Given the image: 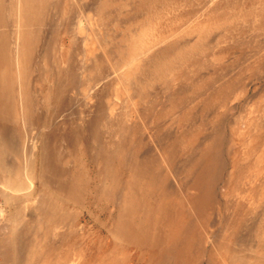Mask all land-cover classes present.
I'll return each mask as SVG.
<instances>
[{"label":"rangeland","instance_id":"1","mask_svg":"<svg viewBox=\"0 0 264 264\" xmlns=\"http://www.w3.org/2000/svg\"><path fill=\"white\" fill-rule=\"evenodd\" d=\"M10 1L0 4V33L5 34V31L9 41L15 26L12 24L15 16L9 17ZM35 10L40 12V36L37 39L42 42L40 50L43 52L36 58L38 51L33 50L23 60V87L29 96L27 104L29 111H33V118L26 125L22 118L13 117V111L8 107L0 110L3 124L0 126V160L7 159L9 163L20 165V171L11 174L9 170L4 172L5 168L0 164V187L11 177L15 180L17 176L20 181L25 175L30 176L39 190L49 192L46 197L57 198L60 205L81 216L76 224L78 227L86 225V236L80 240L84 241L81 251L86 258L99 261L113 249L107 244V232L97 218L108 219L107 210H112L114 205L98 198V172L103 163L94 159V153H89L87 146L94 148V143L87 141L90 138L94 141L97 136L100 142L97 143L101 144L108 135L105 129L98 132L88 124V110L76 103L82 97L80 83L72 81L79 72L83 52L82 42L75 41L78 17L85 26L95 19L104 31L102 44L110 65L89 69L93 85L103 80V77L99 78V72L112 68L120 72L130 64L132 73L145 72L143 77L155 78L154 90L163 92L159 96L154 93L156 97L153 98L150 96L151 102L143 108L145 111H140V117H134L140 127L135 132V151L140 154L139 158L149 161V165L155 164L160 154L167 160L174 159L176 146L173 140L182 134L178 132L184 122L174 108L181 109L183 115L192 114L194 125L191 130H184L183 143L191 152V164L196 172L212 167L214 194L207 222L196 204L186 202L183 209L189 211L195 227L197 225L203 231L211 228L214 236L220 238L229 221L236 217V205L248 209L242 199H237V193L252 188V183L245 182L247 177L252 170L260 172L264 166V123L258 125L264 117L256 115L261 116L264 111V0H44ZM33 55L36 59L30 60ZM10 70L14 72L13 67H9ZM168 70L176 73V82L164 92L161 88L170 77ZM106 91L109 96L115 95V79L105 85L102 98L94 108L93 121L104 120L105 114L98 113L106 107L103 99ZM33 93L40 99L36 106L31 103ZM6 104L14 107L11 100ZM250 111L255 112L252 118L248 117ZM78 115L80 119L76 117ZM74 125L80 127L78 133L72 130ZM195 126L200 129L194 131ZM33 135L39 137L35 145L30 143ZM29 143L38 154L32 159ZM25 163L29 164L24 168ZM123 166L120 165V170L126 176L129 170ZM187 166L182 160L173 165L175 171L170 170L175 178L179 174L189 181L193 175L184 171ZM42 167L47 169L51 182L63 184L66 189L72 187L69 193L77 187L74 196L58 188H55L56 194H50V189L40 181ZM64 172L66 176L62 175ZM179 191L181 194L187 192L185 187ZM251 192L258 194L259 187H254ZM0 205L6 208L0 209V215L15 210L13 204L7 205L3 194H0ZM263 224L264 200L238 230L246 244H237L232 256L240 254L241 247H251L257 251L256 255L261 254L264 258V248L260 249L256 242ZM208 247V250L212 249V243L209 242ZM118 249L124 258L132 254L137 256L139 252L135 246H127L125 241ZM209 257L213 256L207 253L205 264ZM237 259H231V263L211 264H242L235 261ZM262 261L252 259L246 264H264V259Z\"/></svg>","mask_w":264,"mask_h":264},{"label":"bare ground","instance_id":"2","mask_svg":"<svg viewBox=\"0 0 264 264\" xmlns=\"http://www.w3.org/2000/svg\"><path fill=\"white\" fill-rule=\"evenodd\" d=\"M3 1L5 0H0L1 5H3ZM43 2L44 0H11L9 8L12 11L8 7L7 11H10V18L12 15L15 16L14 22H12L13 26L15 25L12 28V39L10 41L6 39L5 31V34L0 33V101L3 102L0 104V110L8 107L10 111H13L11 112L14 114L13 117L22 118V122L26 125L30 124L33 111L28 109L27 99L29 96H27L26 88L23 87L25 79L23 74L25 61L23 60L27 54H32L33 50L38 51L36 58L43 52V49L40 50L42 42L37 39L40 36V24H38L40 12L35 10L36 5ZM78 18V24L75 27V37L77 38L75 41L77 42L79 39L82 42L83 52L79 72L73 76L72 81L80 83V87H78L82 97L76 103L80 108L83 105L85 111L88 110L86 111V121L90 126L92 125V129L98 132L105 129L108 135L106 141L101 144H98L100 142L97 136L94 137V141L90 138L91 141H87L91 144L93 142L94 148L92 145L87 144V146L88 152L94 153V159L98 163H103V167L99 169L101 171L98 172V198L106 199L114 205L112 210H107V220L103 221L100 220V217L97 218L100 226L104 227L107 232L109 239L107 244L111 245L113 249L102 260L94 262L91 257L90 259L86 258L81 251L84 241H80L82 237L86 236V225L82 224L78 227L76 224L81 216L60 205L57 198L46 197L49 192L43 189L39 190L30 176L25 175V179L20 181L16 176L15 180L11 177L8 183H4L0 187V194L5 196L7 205L13 204L15 208L9 214L0 215V264H205L207 253L213 256L209 257V260L207 259L208 264L213 262L231 263L236 257L238 259L235 261L242 264L251 263L252 259L256 262L262 261L263 256L256 255L257 251L251 247L246 249L241 247V253L235 256H232V252L236 249L237 244L241 246L246 244V241L239 236L238 230L248 222L255 208L264 200V166L260 172L252 170L247 177L245 182L250 185L252 183V188L237 193V199H242L245 202L248 211L236 205V217L229 221L227 230L220 238L214 236L211 228L203 231L197 225L195 227L191 214L183 209V205L186 202L196 204L207 222L214 187L212 167L207 166L196 172L191 164V152L183 143L184 130H191L190 127L194 125V122L191 121L192 114L183 115L181 109L173 107L174 111L180 115V119L184 120L183 128L178 132L182 134L177 136L176 141L173 140L176 146L174 159L167 160L165 155L160 154L155 164L149 165V161L139 158L140 154L135 151L137 147L135 132L140 127L134 121V117L139 116L140 111L151 102L150 96L153 98L157 93L159 96L163 92L154 90L155 78L143 77L145 72L133 71L132 73L130 64L120 72L113 68L107 72H99L98 76L100 79L103 77V80L93 85L89 69H99L110 65L102 44L104 31L96 24L95 19L91 20V24L85 26L80 16ZM36 58L33 55L29 59ZM9 67H13L14 72L10 70V73ZM143 70L145 71V68ZM167 74L170 76L164 83L167 85H163L161 88L164 92L169 91L176 82V73L168 70ZM141 78H145L144 81H141ZM110 79H115V95L109 96L107 88L103 96L106 107H103V110L98 113L99 115L105 114L104 120L93 121L96 115L94 108L99 104L104 87L107 86ZM33 96L35 100H33ZM10 100L14 107L10 108L6 104ZM39 100L33 93L32 105L36 106ZM159 104L162 108L165 107L164 104ZM172 109L170 112L175 113ZM181 115L186 118H182ZM256 115L262 118L264 111L261 116ZM254 116L255 112H248V117ZM76 117L81 118L79 115ZM151 123L153 124V121ZM263 123L264 121L260 120L258 125L262 126ZM2 125L0 122V126ZM195 127L194 131L200 129V127ZM72 130L78 133L80 127L74 125ZM0 132L2 133V131ZM38 141V135H33L30 143L35 145ZM30 143L28 150L32 159V156L35 157L38 154L34 147L31 149L32 144L30 145ZM96 145L99 147L96 148ZM56 155L60 156L57 153ZM182 160L188 165L184 171L193 175L189 181L183 180L179 174L176 175L178 178H175L173 173L174 167H176L173 165ZM6 161L0 160V164L5 168L4 172L9 170V173L13 174L20 171L18 169L20 165L9 163L7 159ZM28 164L25 163L23 167H27ZM120 165H124L123 167L129 170L128 175H122ZM67 173L70 172L67 171ZM62 175L66 176V172ZM41 176L40 181L45 184L44 187L50 189V194L57 193L55 188L65 193H69L72 188L66 189L63 184L51 182L46 168H41ZM180 185L186 188V193H180V188L182 190ZM73 186L75 185L73 184ZM253 186L259 187L258 194L251 192ZM76 190L77 187H75ZM75 191H71L69 194L74 196ZM78 192L81 193V190ZM154 205H157L156 209ZM0 209L5 210L6 208L1 207ZM261 228L263 231L259 232V238L256 240L260 249L264 248V224ZM123 241L127 246H135V249L139 251L138 255L132 254L131 257L124 258L118 251V247L122 245ZM209 242L212 243V249L208 250ZM247 251L253 254L245 253Z\"/></svg>","mask_w":264,"mask_h":264}]
</instances>
